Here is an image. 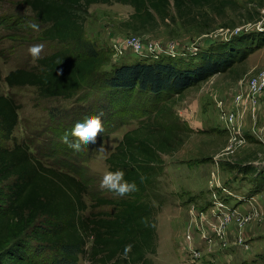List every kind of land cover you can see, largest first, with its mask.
I'll use <instances>...</instances> for the list:
<instances>
[{
    "label": "rangeland",
    "instance_id": "1",
    "mask_svg": "<svg viewBox=\"0 0 264 264\" xmlns=\"http://www.w3.org/2000/svg\"><path fill=\"white\" fill-rule=\"evenodd\" d=\"M231 1L219 15L197 12L195 21L176 17L172 9L173 18L145 29L124 26L133 12L130 6L94 4L88 9L85 38L110 56L102 72L144 60L195 62L209 54H224L231 64L172 100L175 124L187 134L179 149L160 155L162 172L150 199L157 209L156 250L146 256L148 264H264V86L254 99L236 100L246 94L252 78L264 74V0ZM32 23L37 24L22 0H0V94L19 106L12 139L27 142L46 167L80 168L91 183L85 214L113 212L112 205L92 209V198L99 194L116 200L101 184L109 171L105 158L138 121L96 140L83 157L84 149L65 154L69 147L50 130L63 135L67 117L97 107V84L67 99L40 98L33 87H8L4 77L10 71L34 69L36 59L63 48L38 41L45 26L33 29ZM36 45L40 51L34 56L30 48ZM246 50L251 53L241 59ZM139 101L134 95L130 102ZM78 264L88 261L81 257Z\"/></svg>",
    "mask_w": 264,
    "mask_h": 264
},
{
    "label": "trees",
    "instance_id": "2",
    "mask_svg": "<svg viewBox=\"0 0 264 264\" xmlns=\"http://www.w3.org/2000/svg\"><path fill=\"white\" fill-rule=\"evenodd\" d=\"M38 25L45 26L41 42H57L63 48L36 59L34 69L10 71L8 87H33L40 98H70L97 84L93 93L100 103L67 117V130L77 120L103 110L107 137L116 128L137 120L105 158L109 171L123 169L124 179L137 187L115 201L99 194L91 208L112 205L113 212H91L85 196L91 183L80 168L69 172L46 167L36 159L25 141H13L19 106L0 94V264H148L154 254L156 208L150 202L162 172L161 154H171L184 143L185 128L175 124L174 97L205 82L229 65L224 54H210L193 62L168 59L138 61L102 69L110 63L108 52L85 38L84 22L94 4H121L133 9L124 26L145 29L159 20H197L198 13L221 14L231 0H22ZM196 13V14H195ZM17 25V24H16ZM247 51V50H246ZM244 52L245 59L251 52ZM1 81V75H0ZM90 95V94H89ZM134 95L139 102H130ZM143 104L140 106L139 103ZM173 122V123H172ZM172 123V124H171ZM50 130L57 142L67 145L69 156L76 154L63 135ZM77 137L73 135V139ZM60 139V140H59ZM89 143L87 149L98 144ZM13 144L9 146L8 142ZM51 148H56L51 145ZM80 155L83 157L86 154ZM88 244V246H87ZM131 245L127 252L125 248Z\"/></svg>",
    "mask_w": 264,
    "mask_h": 264
},
{
    "label": "clouds",
    "instance_id": "3",
    "mask_svg": "<svg viewBox=\"0 0 264 264\" xmlns=\"http://www.w3.org/2000/svg\"><path fill=\"white\" fill-rule=\"evenodd\" d=\"M33 29L38 28V24L32 23ZM40 46L36 45L30 48V52L36 56L39 54ZM104 132L103 125V110H100L94 114L90 113L86 118L77 120L75 125L65 131L63 135L64 141L72 145L76 151L81 149L87 150V145L95 143L98 133ZM77 137L73 139V135ZM123 169H117L116 171H108L104 174L101 184L119 195H124L129 191L136 189L137 185L135 181H128L124 179ZM131 245H127L125 251L130 250Z\"/></svg>",
    "mask_w": 264,
    "mask_h": 264
},
{
    "label": "built area",
    "instance_id": "4",
    "mask_svg": "<svg viewBox=\"0 0 264 264\" xmlns=\"http://www.w3.org/2000/svg\"><path fill=\"white\" fill-rule=\"evenodd\" d=\"M264 86V74H260L259 76L252 78L247 84V92L246 94H239L236 97V100H242L244 97H250V99H254L255 94ZM228 122H232V116L229 115Z\"/></svg>",
    "mask_w": 264,
    "mask_h": 264
}]
</instances>
